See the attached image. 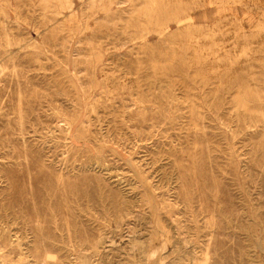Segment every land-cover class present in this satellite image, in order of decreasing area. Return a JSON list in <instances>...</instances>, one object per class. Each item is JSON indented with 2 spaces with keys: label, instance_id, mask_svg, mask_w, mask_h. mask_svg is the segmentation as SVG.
<instances>
[{
  "label": "rangeland",
  "instance_id": "1",
  "mask_svg": "<svg viewBox=\"0 0 264 264\" xmlns=\"http://www.w3.org/2000/svg\"><path fill=\"white\" fill-rule=\"evenodd\" d=\"M42 262L264 264V0H0V264Z\"/></svg>",
  "mask_w": 264,
  "mask_h": 264
},
{
  "label": "bare ground",
  "instance_id": "2",
  "mask_svg": "<svg viewBox=\"0 0 264 264\" xmlns=\"http://www.w3.org/2000/svg\"><path fill=\"white\" fill-rule=\"evenodd\" d=\"M66 2H67V0H66ZM60 3V2H59ZM72 3V2H71ZM68 4V3H67ZM63 5V4H62ZM67 9V8H66ZM68 9H69V7H68ZM56 12V11H55ZM59 13V12H58ZM70 13V12H69ZM183 18H180V19H178V21L180 20H182ZM190 20V19H189ZM182 23H183V20H182ZM181 24V23H180ZM187 28V27H186ZM213 35V34H212ZM213 37V36H212ZM213 40V39H212ZM215 43V42H214ZM218 48V47H217ZM217 54V53H216ZM218 67V66H217ZM103 71V70H102ZM92 72V71H91ZM105 73V72H104ZM103 73V74H104ZM232 73V72H231ZM98 75V74H97ZM109 77V76H108ZM107 77V78H108ZM105 80V79H104ZM108 86V85H107ZM109 87H110V85H109ZM113 90V89H112ZM78 115V114H77ZM74 119V118H73ZM78 122V121H77ZM67 124V123H66ZM72 125V124H71ZM66 127V126H65ZM70 131V130H69ZM7 238V237H6ZM97 250V249H96ZM81 251V250H80ZM93 251H95V250H93ZM96 252V251H95ZM36 255V254H35ZM33 256H34V253H33ZM37 257V259H38V256H36ZM40 257V256H39ZM42 257V256H41ZM45 257V256H44ZM89 257V256H88ZM188 257V256H187ZM1 258H3V257H1ZM34 259H35V257H34ZM42 259V258H41ZM5 260V259H4ZM43 260V259H42ZM192 261V260H191ZM40 264V263H39ZM41 264H46L45 262H42ZM52 264H54V263H52ZM77 264V263H76ZM190 264V263H189ZM198 264V263H197ZM203 264V263H202Z\"/></svg>",
  "mask_w": 264,
  "mask_h": 264
}]
</instances>
